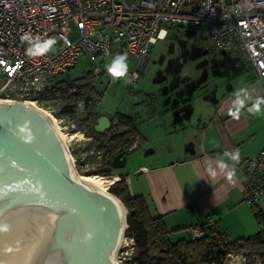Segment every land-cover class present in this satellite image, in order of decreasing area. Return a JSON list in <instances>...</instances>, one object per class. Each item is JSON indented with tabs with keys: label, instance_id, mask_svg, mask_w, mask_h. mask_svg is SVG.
<instances>
[{
	"label": "built area",
	"instance_id": "1",
	"mask_svg": "<svg viewBox=\"0 0 264 264\" xmlns=\"http://www.w3.org/2000/svg\"><path fill=\"white\" fill-rule=\"evenodd\" d=\"M70 21L78 33L74 39L70 38ZM181 27L205 30L220 49L238 48L264 81V0H0V98L39 103L36 97L51 86L53 76L78 63L82 55L88 61L89 75L96 77L116 54L127 53L130 76L135 74L136 82L153 45L170 29ZM162 30L166 35L160 38ZM26 33L40 41L58 42L45 55L30 56L28 43L21 39ZM57 119L69 132L70 121L63 123L64 116ZM117 121L118 111H114L110 125ZM241 170L242 199L261 215L258 233L264 240V148L255 157L243 159ZM215 223L216 217L210 215L204 223L189 225L188 235L199 238L206 226L213 229ZM255 255L249 249L232 247L223 264H245ZM253 264L261 262L257 259Z\"/></svg>",
	"mask_w": 264,
	"mask_h": 264
},
{
	"label": "crops",
	"instance_id": "2",
	"mask_svg": "<svg viewBox=\"0 0 264 264\" xmlns=\"http://www.w3.org/2000/svg\"><path fill=\"white\" fill-rule=\"evenodd\" d=\"M243 60V68L226 64L187 79L184 92L161 87L148 108L158 121L157 134H166L148 139L138 130V148L116 170L125 174L133 195L144 197L151 215L162 217L173 239L187 237L189 225L204 223L210 215L216 217L215 228L232 240L258 232L261 215L242 199L241 165L264 148V105L256 116L247 111L250 102L239 119L228 114L237 90L247 89L253 98L264 96V81ZM127 98L114 111L131 110L127 114L137 118L138 107L130 108ZM99 108L97 101L93 111ZM233 149L241 153L239 163L228 161L234 164L236 183L223 177L213 180L204 161L223 158L225 150Z\"/></svg>",
	"mask_w": 264,
	"mask_h": 264
},
{
	"label": "water",
	"instance_id": "3",
	"mask_svg": "<svg viewBox=\"0 0 264 264\" xmlns=\"http://www.w3.org/2000/svg\"><path fill=\"white\" fill-rule=\"evenodd\" d=\"M22 101L0 100V224L8 225L0 232V264H113L117 203L78 179L48 119ZM112 114L99 109L95 130L108 129ZM25 121L30 144L18 135ZM137 148L133 143L117 152L112 167L125 166ZM88 232L93 239L84 243Z\"/></svg>",
	"mask_w": 264,
	"mask_h": 264
},
{
	"label": "rangeland",
	"instance_id": "4",
	"mask_svg": "<svg viewBox=\"0 0 264 264\" xmlns=\"http://www.w3.org/2000/svg\"><path fill=\"white\" fill-rule=\"evenodd\" d=\"M70 26L73 31L70 34V38L74 39L78 33L75 30L73 21H70ZM55 41L58 42L57 39ZM243 59L241 52L236 47L230 49L218 48L209 39L206 31L201 28H172L164 39L158 40L153 45L142 74L136 82L129 85L123 79L113 80L106 69L95 77V88L100 92L98 98L99 109L107 108L114 111L119 103L128 100L127 97L129 95L128 106L130 108L138 107L139 116L136 118L138 130L148 139L159 135L164 136L166 133L157 134L154 129L158 121L155 122L148 108L150 97L159 92L161 87L166 88V86L173 88L175 91L184 92L186 91L185 84L187 79L198 78L203 72L208 73V71L216 69L218 66L227 67L228 65L226 64H229V66L235 64L237 65L236 67L243 68L245 66ZM88 67L86 56L82 55L79 57L78 63L73 65V67L55 74L53 82H62L65 85H69L75 80L84 77ZM130 67L131 64L129 62V75ZM166 81H169V84H164ZM125 92L128 95H125ZM84 100L82 99V101ZM96 102L97 99L91 98L85 110H93ZM37 104L44 109L52 110L51 113L56 118L64 116L63 123H67V120H69L67 128L69 132H73L75 129L73 126L74 119L84 115L85 112V110L78 114L67 112L73 102L62 97L42 100ZM129 111L131 112V110H127L126 113ZM86 137L88 135L84 133L82 138L69 140L67 143L68 151L79 173H97V169L108 159L109 154L102 146H91L88 148L92 139L89 140ZM124 167H120V169ZM116 170L112 173H117L118 175ZM180 231H184V229H180ZM126 240V243L121 248L122 250L119 248L115 258L116 260L119 258V264H137L134 261V253H130L134 240H131L129 235H127Z\"/></svg>",
	"mask_w": 264,
	"mask_h": 264
},
{
	"label": "trees",
	"instance_id": "5",
	"mask_svg": "<svg viewBox=\"0 0 264 264\" xmlns=\"http://www.w3.org/2000/svg\"><path fill=\"white\" fill-rule=\"evenodd\" d=\"M94 79L95 77L90 76L87 71L84 77L69 85L54 82L53 86L48 87L36 98L38 102L59 97L67 98L73 102L67 112L78 114L85 110L91 98L98 101L100 92L95 88ZM72 87L74 90L68 89ZM82 99H85L83 108H79L78 103ZM97 117L98 111L85 110L84 115L74 119L73 126L92 137L88 148L102 146L108 151V159L96 172L109 174L116 170L111 165L112 157L142 136L136 126V118L130 114L118 111V121L104 131L95 130ZM107 192L114 194L118 202H123L122 205L128 210L125 235L134 240V261L137 264H223L226 252L232 247L236 251L249 249L255 252V257H251L245 264H253L257 259L264 264V240L260 239L258 232L232 240L215 227L211 229L206 226L205 234L199 238L192 239L188 235L173 239L162 217L151 215L144 197L131 193L124 173H118L116 180L108 186ZM232 244V247L229 246Z\"/></svg>",
	"mask_w": 264,
	"mask_h": 264
},
{
	"label": "clouds",
	"instance_id": "6",
	"mask_svg": "<svg viewBox=\"0 0 264 264\" xmlns=\"http://www.w3.org/2000/svg\"><path fill=\"white\" fill-rule=\"evenodd\" d=\"M166 33L162 30L160 33V38H163ZM21 39L26 41L29 45L27 52L30 56H42L48 53L53 45L56 43L53 39H47L40 41V38L33 37L32 35L26 33ZM154 43V41H151ZM129 57L127 53L116 54L111 62L107 65L106 71L108 75L113 80L123 79L126 84L131 85L134 82L135 74L129 75ZM38 87H43L42 84L37 82ZM234 99L232 100L231 107L229 108V115L233 119H239L242 110L250 102V106L247 107V111L256 116L262 112V105H264V96H256L255 98L250 95L247 89H239L234 93ZM79 108H83V101L78 103ZM18 135L24 143H32L34 136L29 127V122L25 121L22 126H18ZM241 159V153L239 149H233L231 151L225 150L223 152V158H217L216 160L206 159L204 161L205 170L209 176L215 180L220 177L225 178L230 184H235V167L234 164L230 165L228 161L239 163ZM208 181V180H207ZM209 182V181H208ZM8 231V225L0 224V232ZM93 239V233L88 232L84 237V243H87Z\"/></svg>",
	"mask_w": 264,
	"mask_h": 264
},
{
	"label": "bare ground",
	"instance_id": "7",
	"mask_svg": "<svg viewBox=\"0 0 264 264\" xmlns=\"http://www.w3.org/2000/svg\"><path fill=\"white\" fill-rule=\"evenodd\" d=\"M0 100L10 101L9 99H4V98H0ZM22 102L31 106L32 108H34L35 110L40 112L42 115H44L48 119V121L52 125L53 129L55 130V132L57 133V135L61 139V141H62V143L66 149L67 157H68L69 163L71 165V168L74 171V173L76 174V176L78 177V179L81 182L88 185L91 189H95V190H98L100 192H103V193L110 195L112 197V199H114V201L117 203V205L119 207V211H120L121 225H120V230H119V235H118V239L116 242L115 250L113 253V264H119L120 263L119 258L116 260L115 256L117 255L119 248H121V246L127 241L125 231H126V227H127L126 216L128 215V211H127V208L122 205L123 203L121 204L118 202V200L116 199L117 197L115 198L109 192H107L108 186L111 185L116 180L117 174L116 173H109V174L79 173L76 170L74 163H73V158L67 149V143L71 139L82 138L80 131L66 132L61 127V125L58 122V119L51 113V111L44 109L43 107L39 106L36 102H34L31 99H25Z\"/></svg>",
	"mask_w": 264,
	"mask_h": 264
}]
</instances>
